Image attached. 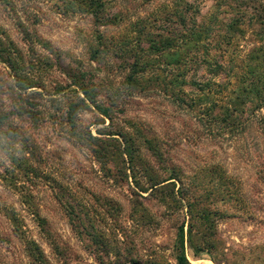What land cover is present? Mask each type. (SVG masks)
<instances>
[{
	"label": "rangeland",
	"instance_id": "374dc122",
	"mask_svg": "<svg viewBox=\"0 0 264 264\" xmlns=\"http://www.w3.org/2000/svg\"><path fill=\"white\" fill-rule=\"evenodd\" d=\"M0 264H264V0H0Z\"/></svg>",
	"mask_w": 264,
	"mask_h": 264
},
{
	"label": "trees",
	"instance_id": "16d2710c",
	"mask_svg": "<svg viewBox=\"0 0 264 264\" xmlns=\"http://www.w3.org/2000/svg\"><path fill=\"white\" fill-rule=\"evenodd\" d=\"M94 2L98 0H93ZM100 1V0H99ZM1 120L6 119V116L0 118ZM178 256H177V264H191L187 258L185 253V237H184V228H181L179 233V243H178Z\"/></svg>",
	"mask_w": 264,
	"mask_h": 264
}]
</instances>
